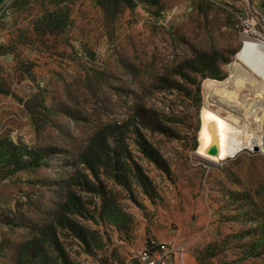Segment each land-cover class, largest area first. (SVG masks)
Listing matches in <instances>:
<instances>
[{
    "label": "rangeland",
    "instance_id": "rangeland-1",
    "mask_svg": "<svg viewBox=\"0 0 264 264\" xmlns=\"http://www.w3.org/2000/svg\"><path fill=\"white\" fill-rule=\"evenodd\" d=\"M12 5L0 264H128L150 241L183 243L184 264H264V151L196 154L203 84L243 36L264 42V0H76L53 31Z\"/></svg>",
    "mask_w": 264,
    "mask_h": 264
},
{
    "label": "bare ground",
    "instance_id": "bare-ground-1",
    "mask_svg": "<svg viewBox=\"0 0 264 264\" xmlns=\"http://www.w3.org/2000/svg\"><path fill=\"white\" fill-rule=\"evenodd\" d=\"M241 42L228 76L203 84L196 154L208 161L219 162L245 147L264 151V42L248 34Z\"/></svg>",
    "mask_w": 264,
    "mask_h": 264
},
{
    "label": "built area",
    "instance_id": "built-area-1",
    "mask_svg": "<svg viewBox=\"0 0 264 264\" xmlns=\"http://www.w3.org/2000/svg\"><path fill=\"white\" fill-rule=\"evenodd\" d=\"M185 251L183 243L150 241L128 264H184Z\"/></svg>",
    "mask_w": 264,
    "mask_h": 264
},
{
    "label": "trees",
    "instance_id": "trees-1",
    "mask_svg": "<svg viewBox=\"0 0 264 264\" xmlns=\"http://www.w3.org/2000/svg\"><path fill=\"white\" fill-rule=\"evenodd\" d=\"M76 3V0H13L12 7L14 10H25L24 6L29 4H37L41 6L43 12L52 16V22L48 23V29L50 31L57 30V27L62 26L59 23V20L62 23H65L69 20L71 14V7ZM100 4V2H95ZM44 4V6H43ZM60 24V25H59Z\"/></svg>",
    "mask_w": 264,
    "mask_h": 264
},
{
    "label": "crops",
    "instance_id": "crops-1",
    "mask_svg": "<svg viewBox=\"0 0 264 264\" xmlns=\"http://www.w3.org/2000/svg\"><path fill=\"white\" fill-rule=\"evenodd\" d=\"M185 257H186V263L185 264H192L193 263V260L188 253L185 254Z\"/></svg>",
    "mask_w": 264,
    "mask_h": 264
},
{
    "label": "water",
    "instance_id": "water-1",
    "mask_svg": "<svg viewBox=\"0 0 264 264\" xmlns=\"http://www.w3.org/2000/svg\"><path fill=\"white\" fill-rule=\"evenodd\" d=\"M3 2V0H0V4Z\"/></svg>",
    "mask_w": 264,
    "mask_h": 264
}]
</instances>
